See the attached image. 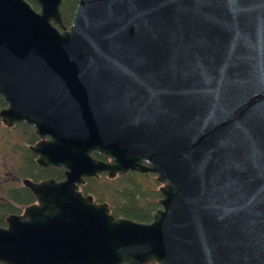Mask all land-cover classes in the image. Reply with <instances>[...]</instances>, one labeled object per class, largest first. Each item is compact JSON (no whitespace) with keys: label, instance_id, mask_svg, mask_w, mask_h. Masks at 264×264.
Here are the masks:
<instances>
[{"label":"water","instance_id":"1","mask_svg":"<svg viewBox=\"0 0 264 264\" xmlns=\"http://www.w3.org/2000/svg\"><path fill=\"white\" fill-rule=\"evenodd\" d=\"M33 1L0 0V121L64 180L22 181L0 264H264V0ZM103 173L154 176L149 223L79 191Z\"/></svg>","mask_w":264,"mask_h":264},{"label":"trees","instance_id":"2","mask_svg":"<svg viewBox=\"0 0 264 264\" xmlns=\"http://www.w3.org/2000/svg\"><path fill=\"white\" fill-rule=\"evenodd\" d=\"M34 9L37 6L33 0H27ZM77 0H63L61 5V14L63 26L68 27L71 23ZM4 106L0 98V107ZM94 157L99 160H105L101 155L95 154ZM151 176V175H150ZM120 184V191H108V195L97 196L95 193L83 190V194L92 195L96 202L107 201L111 214L117 218H126L140 223H149L152 214L157 209V201L160 198L158 191L152 186L153 180L149 175L134 173L127 175ZM147 184V185H146ZM35 199L31 192L15 184H4L0 186V227L5 226V218L11 214H20L22 210L33 204Z\"/></svg>","mask_w":264,"mask_h":264},{"label":"flooded vegetation","instance_id":"3","mask_svg":"<svg viewBox=\"0 0 264 264\" xmlns=\"http://www.w3.org/2000/svg\"><path fill=\"white\" fill-rule=\"evenodd\" d=\"M5 106L6 105L4 104V106L0 107V109L4 108ZM0 123H1V121H0ZM3 128H5V130L9 131V132H10V130L16 129V130H19V131L25 133L24 137H21L20 140H17L20 142V147L17 145L12 147L11 143H10L11 144L10 145L8 142H6L12 148H14L13 150H14L15 161H14L13 172H17V173L14 174V176H13V178L15 179V181L12 182L13 184H15L17 186L19 185V186L24 187L22 184V181L24 179L30 180L33 183H40V182L47 181V180H54L55 182H61L64 180V172H65L64 169L59 168V167L58 168L57 167H51V168H47V169H41L36 165V159L37 158L33 154V152L30 150V148L35 146L40 140L35 136L34 130L30 126H28L26 124H20V125L14 126L12 128H7L3 125ZM47 139L48 138H46L45 140H47ZM94 155H93V157H94ZM97 160H99V159H97ZM100 161H106L107 162L106 159L100 160ZM13 172L10 171V175H13ZM149 175H151V174H149ZM151 176H153V175H151ZM102 177H105L106 179H108V177L105 173L101 174L97 178L85 179V183L83 185L79 186V191H81L83 193V190L88 189L87 192L93 193L92 185L94 184V182L97 179H100ZM123 178L124 177H122V176H117L114 179H108V180L115 181L118 179L121 180ZM83 195L88 196V194H83ZM94 201H95V199H94Z\"/></svg>","mask_w":264,"mask_h":264},{"label":"rangeland","instance_id":"4","mask_svg":"<svg viewBox=\"0 0 264 264\" xmlns=\"http://www.w3.org/2000/svg\"><path fill=\"white\" fill-rule=\"evenodd\" d=\"M24 136L25 133L16 129L10 130V132L6 131L5 128H3V125L0 123V186L6 183L12 184V182L15 181L13 176L17 172H13L15 159H14V150H13L14 148L12 147L15 145L20 147V142L17 140H20V138ZM6 142H8L9 144L11 143L12 147L10 146L11 144L9 145ZM10 171L13 172V175H10ZM126 176H122V177H126ZM149 177H151V179L154 181L153 182L154 186H152L153 189L158 191L159 186L156 184L154 176L149 175ZM123 183L124 181L120 179L115 181H110L105 177H102L100 179H97L92 185L93 193H95L97 196H102L103 194L108 195L106 196L107 199L109 198L110 196L109 194L111 193V191L119 192L120 184L122 186ZM108 191H110L109 194L106 193ZM105 203L108 202L105 201Z\"/></svg>","mask_w":264,"mask_h":264},{"label":"bare ground","instance_id":"5","mask_svg":"<svg viewBox=\"0 0 264 264\" xmlns=\"http://www.w3.org/2000/svg\"><path fill=\"white\" fill-rule=\"evenodd\" d=\"M127 175H131V174H127ZM142 175V174H141ZM147 175H149V174H147ZM126 176V175H125Z\"/></svg>","mask_w":264,"mask_h":264}]
</instances>
